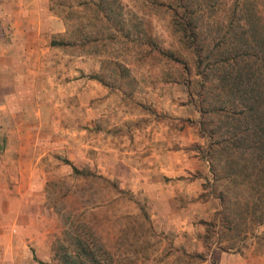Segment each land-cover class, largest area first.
<instances>
[{
    "label": "rangeland",
    "instance_id": "374dc122",
    "mask_svg": "<svg viewBox=\"0 0 264 264\" xmlns=\"http://www.w3.org/2000/svg\"><path fill=\"white\" fill-rule=\"evenodd\" d=\"M49 7L66 21L67 33L60 42L67 45L61 47L78 50L85 65L80 73L78 120L87 131L85 141L96 148L80 167L55 156L65 167L54 169L59 175L47 183L45 192L61 229L53 238L47 264H61L53 248L63 238L66 220L93 230L108 252L106 264H213L219 249L263 250L264 227L238 224L234 195L226 210L233 224H228L230 230L221 224L222 207L216 196L225 189L214 190L208 184L213 182L200 152L205 141L193 105L200 90L174 21L176 15L192 21L206 40L205 49H210L224 35L240 33V29L228 31L229 23L242 26L248 18L264 27V0H50ZM167 52L184 57L190 74L169 60ZM135 130L143 141L138 170L142 177L161 183L149 187L142 182L132 190L129 183L104 176L102 153L113 149L120 159V139L132 138ZM99 150L93 167L90 160ZM165 169L173 170V177ZM169 184L167 190L177 194L169 208L171 226L159 216L155 196ZM182 185L187 190L184 196ZM237 200L243 201L241 196ZM187 219L190 224H179ZM167 226L169 232L159 230Z\"/></svg>",
    "mask_w": 264,
    "mask_h": 264
},
{
    "label": "crops",
    "instance_id": "0c3cea01",
    "mask_svg": "<svg viewBox=\"0 0 264 264\" xmlns=\"http://www.w3.org/2000/svg\"><path fill=\"white\" fill-rule=\"evenodd\" d=\"M49 6L50 0H0V264L51 261V244L61 228L46 204L45 187L59 175L54 169L65 167L55 156L80 167L96 148L85 141L87 131L78 120L85 65L78 50L52 44L64 38L67 28L64 16ZM135 132L132 138L120 139V159L113 149L102 153L104 176L127 182L132 190L142 182L149 187L161 183L141 176L143 141L139 130ZM100 154L96 151L90 160L93 167ZM168 172L173 177V170L165 169ZM170 187L163 185L155 196L159 216L171 226L169 208L177 194L167 190ZM159 230L167 233L171 228ZM215 264H264V249H219Z\"/></svg>",
    "mask_w": 264,
    "mask_h": 264
},
{
    "label": "trees",
    "instance_id": "16d2710c",
    "mask_svg": "<svg viewBox=\"0 0 264 264\" xmlns=\"http://www.w3.org/2000/svg\"><path fill=\"white\" fill-rule=\"evenodd\" d=\"M184 12H188L185 7ZM244 12L246 8H241ZM174 24L183 49L192 58L200 90L193 105L200 114L197 126L205 141L200 152L213 182L208 184L214 190L225 189L216 196L222 207L221 224H227L226 230L233 224L226 210L234 195L238 224L264 227V27L248 18L242 26L229 23L228 31L240 29V33L226 34L216 47L205 49L206 40L192 21L184 22L176 15ZM165 56L190 74L184 57L172 52ZM186 83L190 89V80ZM240 196L243 201L237 200ZM53 249L61 264H106L108 254L92 229L73 220L65 221L63 238Z\"/></svg>",
    "mask_w": 264,
    "mask_h": 264
}]
</instances>
